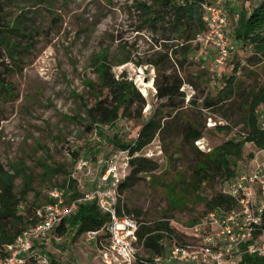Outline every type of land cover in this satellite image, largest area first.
Segmentation results:
<instances>
[{
  "label": "rangeland",
  "instance_id": "rangeland-1",
  "mask_svg": "<svg viewBox=\"0 0 264 264\" xmlns=\"http://www.w3.org/2000/svg\"><path fill=\"white\" fill-rule=\"evenodd\" d=\"M137 1L3 0L5 16L20 21L21 29L12 40L14 59L6 51L0 57V77L8 83L7 87L0 88V162L6 169H11L13 163L27 172V175H18L15 183L17 191L25 193L21 211L27 213L29 220L35 217L37 209L50 202V189H65L73 182L81 192L97 186L110 191L112 178L103 179L107 169L104 160L127 150L123 144L136 140L141 126L162 107L155 79L164 80L171 70L158 71L153 64H137L151 57L155 50L162 51L163 42L161 33L153 32L142 21ZM259 2L261 0H224L222 3L229 13V21L235 23L238 11H250ZM233 44L225 65L215 66L211 44L200 41L185 70L176 68L180 76L204 81L196 88L183 79L181 90L185 97L176 100L181 103V111L190 112L194 107L190 99L195 96L201 97L197 99L201 104L207 94L216 95L231 74L243 81L247 89L252 83L261 85L264 81L262 64L248 66L247 62L253 52L251 44L238 41ZM105 47L109 49L108 60L114 75L119 77L126 72L146 98L140 119L122 116L110 124L97 122L90 116L88 109L104 97L95 95L89 86L92 81L100 89L92 58ZM129 53L133 60L118 64ZM203 75H207L209 81ZM263 107L264 101L256 109L259 124L264 119ZM163 109L167 111L169 106ZM204 112L207 128L204 136L194 144L200 150L210 151L227 139H240L245 135L241 124L231 130L216 129L217 123L228 122L212 110ZM114 136L119 144L113 142ZM181 141L176 134L160 133L139 153L153 155L150 150L161 147L148 157L158 164L154 173H141L135 183L120 194L119 183L114 195L117 201L121 200L126 208L132 209L134 217L148 221L167 220L179 242L196 243L198 237L191 229L192 221L206 220L210 213L207 201L227 189L239 171L254 169L251 159L260 148L254 142H246L242 157L232 162L233 176L215 174L198 190L194 188L195 182L190 183L186 193L182 188L186 183L178 180L191 178L192 168L200 155L194 147ZM122 153L128 155L127 151ZM130 158L131 153L126 174L131 169ZM81 161L87 163L80 166ZM183 195L186 197L184 204L179 200ZM164 242L168 243L169 239ZM104 245V249L110 248L109 236ZM134 247L138 248L137 257H148L149 250L142 248L141 243L135 242ZM35 248L47 257L49 264H106L98 240H89L85 233L78 235L73 230L63 235L55 231L47 243L37 240ZM113 261V264H126L122 260ZM29 264L34 262L30 260Z\"/></svg>",
  "mask_w": 264,
  "mask_h": 264
},
{
  "label": "trees",
  "instance_id": "trees-1",
  "mask_svg": "<svg viewBox=\"0 0 264 264\" xmlns=\"http://www.w3.org/2000/svg\"><path fill=\"white\" fill-rule=\"evenodd\" d=\"M204 2H214V0L137 1V8L141 12L142 21L148 24L153 32H160L163 40L162 51L155 50L151 53V57L145 61H138L137 64L149 63L157 67L158 71L161 69L171 71L164 80H159L158 77L155 79L156 94L162 100V107H158L149 120L141 126L136 140L126 145L123 144V147L129 149L131 153V169L119 184V194L124 189L130 188L141 173H154L158 167L157 162L145 155H135V153H140L160 133L176 134V137L181 138L182 143L186 142L194 147L200 155L192 168L191 178L188 181H185V177L178 180L186 183V185H182L186 193L190 183L195 182L194 188L198 190L206 180L215 174H223L228 178L233 176L235 167L232 162L242 157L246 142H254L259 148H264V130L259 124L260 119L256 111L259 104L264 101V81L259 86L252 83L247 89L244 87L243 81L237 80L235 74H231L226 77L224 86L219 88L216 95L207 94L202 98L201 104L197 100H200L201 97L195 96L190 99L191 105L194 106L189 110L190 112L181 111V103L176 102L177 99H184L185 97V92L181 90L184 83L183 79H186L196 88H199L200 83L204 82L200 79L194 80L187 76H180L176 72L177 67L181 71L185 70L190 57L199 48L198 35L206 32L202 10ZM5 11L4 2L0 0V57H2L3 51H6L14 59L16 55L13 51L15 44L12 40L13 36L21 29V22L7 19ZM237 13H239V18L233 24L232 36L238 42L251 44L253 52L247 58L248 66L262 64L264 78V0L257 3L250 11L242 9ZM108 59L109 49L106 47L96 52L92 58V64L99 76L100 89L98 90L92 81H89V86L95 95L104 97H100L97 103L88 109L91 118L100 123L110 124H114L122 116L140 119L143 116L142 110L146 98L137 88L136 83L129 79L126 72L119 77L114 75ZM130 60L133 59L129 53L127 56H123L118 64H124ZM134 62L136 63V61ZM203 77L206 78L207 75H203ZM206 79L209 81L208 77ZM7 84L4 78L0 77V88L7 87ZM134 105L137 107H133ZM163 106H169V109L166 111ZM134 108H136V113L133 112ZM206 109L212 110L228 122L225 124L217 123L216 129L231 130L235 125L241 124L245 135L240 139H227L210 151L200 150L194 144L204 136V130L207 128V116L204 112ZM113 139L115 144H119L116 136ZM18 175H27V172L13 163L11 169H6L0 162L1 255L5 254L6 244L13 242L30 223L36 220L35 217L29 220L27 213L21 211L25 193L20 194L16 189L15 178ZM65 190L69 200L79 198L84 193L79 191L73 182L69 183ZM184 198H186L184 195L179 198L183 204L186 201ZM236 204V200L232 196L220 191L207 201L210 210L208 213L218 208L229 212L236 207ZM116 209L120 216H131L140 222L138 238L141 247L147 248L149 254L148 257L138 256L134 264H160L157 258L166 254L170 242L175 240L179 242L169 221L164 219L148 221L134 217L132 209L126 208L119 199ZM197 220L192 221L191 229L200 222ZM109 221V213L100 208L97 200L83 201L79 203L76 213L63 218L56 232L63 235L68 230H73L75 234H84L90 230H102ZM107 238L108 235L101 231L98 236V243L103 249ZM166 238L169 239L168 243L164 242ZM238 264H264V257L246 254Z\"/></svg>",
  "mask_w": 264,
  "mask_h": 264
},
{
  "label": "built area",
  "instance_id": "built-area-1",
  "mask_svg": "<svg viewBox=\"0 0 264 264\" xmlns=\"http://www.w3.org/2000/svg\"><path fill=\"white\" fill-rule=\"evenodd\" d=\"M202 10L206 32L199 34L197 40L207 41L214 47L215 66H221L232 54L229 13L221 1L204 2ZM238 18L239 13H236V20ZM260 126L264 130V119ZM158 150H161L160 146L150 152L154 155ZM124 151L128 155H123ZM129 153V149L123 150L104 160L107 169L103 179L112 178L113 188L110 191L97 186L83 191L81 197L69 200L65 189H50L51 201L37 209L36 220L13 242L6 244L0 264H29L31 258L38 264H49L45 255L35 251L36 241L47 243L63 218L76 213L80 202L94 200H97L104 212L109 213L110 221L102 230L86 232L87 239L98 240L102 231L110 238V248L102 249L104 262L113 264V260H122L126 264H134L138 253L134 243H140V222L131 216L119 215L116 209L117 197L114 195L118 184L125 178ZM144 155L153 156L146 152ZM86 163L81 161L80 166ZM222 192L236 200V207L229 212L222 208L210 212L206 220L192 227L198 241H174L166 254L157 258L160 264H238L246 254L264 257V159L251 172L239 171L229 187Z\"/></svg>",
  "mask_w": 264,
  "mask_h": 264
},
{
  "label": "crops",
  "instance_id": "crops-1",
  "mask_svg": "<svg viewBox=\"0 0 264 264\" xmlns=\"http://www.w3.org/2000/svg\"><path fill=\"white\" fill-rule=\"evenodd\" d=\"M221 1V0H220ZM221 2H223L224 3V0H222ZM225 6V5H224ZM227 9V8H226ZM234 22H237L236 21V14H235V19H234ZM230 24L231 25H229V30H230V42H231V46L233 47V42H237L236 41V39H234L233 38V36H232V31H233V22L231 23L230 22ZM208 43V42H207ZM211 47H212V49H213V51H214V47L211 45ZM263 159H264V148H260V150L257 152V154H255L254 156H253V158L251 159V163H253V167L255 168L256 167V165L258 164V163H260L261 161H263ZM53 234V233H52ZM52 234H51V237H52ZM31 261L32 262H34L35 260L33 259V258H31ZM35 264H36V261H35Z\"/></svg>",
  "mask_w": 264,
  "mask_h": 264
},
{
  "label": "water",
  "instance_id": "water-1",
  "mask_svg": "<svg viewBox=\"0 0 264 264\" xmlns=\"http://www.w3.org/2000/svg\"><path fill=\"white\" fill-rule=\"evenodd\" d=\"M146 81H148V79H145Z\"/></svg>",
  "mask_w": 264,
  "mask_h": 264
}]
</instances>
